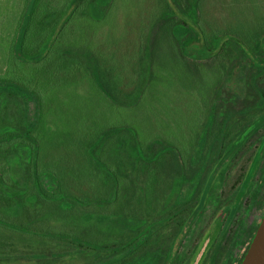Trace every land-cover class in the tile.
<instances>
[{
  "label": "rangeland",
  "instance_id": "1",
  "mask_svg": "<svg viewBox=\"0 0 264 264\" xmlns=\"http://www.w3.org/2000/svg\"><path fill=\"white\" fill-rule=\"evenodd\" d=\"M70 1L40 0L21 44L28 0H0V140L10 134L27 140L32 134L43 146L40 169L59 173L67 198L81 201L64 212L27 196L17 212V202L9 203L0 189V218L23 229L0 227V264H98L97 252L69 236L117 247L129 244L138 230L145 240L127 262L149 251L161 264L169 251L178 253L174 264H181L198 244V250L205 247L200 264H208L213 240L220 243L240 213L214 263L222 264L264 177L257 170L264 162V117L245 151L233 156L236 143L218 163L225 149L211 146L223 114L255 103L248 85L254 69L231 74L238 55L233 47L215 51L207 44L200 54L191 49L183 54L191 61L179 59L165 0H86L68 21L60 13H69ZM257 23L264 24V0L203 2L207 41L212 29H253ZM52 30L61 32L47 51ZM9 91L12 96H6ZM24 108L34 121L28 133L22 129ZM259 114L235 119L226 142ZM0 144V175L15 188L24 177L17 165L4 164L10 143ZM139 150L144 157L156 152L163 157L150 165L139 159ZM204 155L207 161H201ZM261 215L256 209L248 221ZM113 217L127 224L109 225L105 220ZM134 218L137 225H129Z\"/></svg>",
  "mask_w": 264,
  "mask_h": 264
},
{
  "label": "trees",
  "instance_id": "2",
  "mask_svg": "<svg viewBox=\"0 0 264 264\" xmlns=\"http://www.w3.org/2000/svg\"><path fill=\"white\" fill-rule=\"evenodd\" d=\"M85 1L86 0H71L69 2L70 6L68 8L69 13H64L62 10L60 13L61 18L67 16V20L69 21L74 15V8L78 10L80 3H84ZM88 1L89 0H87V2ZM204 1L205 0H165L167 5V9H165V16L169 17L167 29L170 30V34L179 49V53L177 54L179 59L182 57L183 60L188 62L190 59L183 55L188 49L197 51V53L200 54L203 50V46H207V44L208 49L215 51H227L228 48L233 47L234 50L237 51L238 55L236 57V61L230 64V70H232L231 74L235 75L237 71L238 75L242 73L245 74L248 68L254 69V72L249 79L250 83L248 85L250 89L255 92V103L241 109L240 111L227 112L223 114V118L221 119L220 135L216 138V141L211 146V150L214 148L217 149L218 145L220 147L223 145L225 149L220 153L219 158H217L215 161L219 163L224 158L225 154L233 149L236 143H239L238 149L246 148L252 136L262 129V123L259 125H255V123L258 122L261 117H264V81L262 80V77L264 76V24L257 23L253 29H250L249 25H240L236 27L230 26L225 30H219L217 28L212 29L210 40L207 41L205 38V30L201 26V12ZM39 2L40 0H28L27 2L26 11L24 13L25 20L22 25L23 28H21L19 37V42H21V44H23L24 35L27 32L30 21L38 11ZM57 27L59 28V25ZM60 32H58V30H52V36L50 39L51 41L49 40L48 42V40H45V50L49 51V44L52 46L56 42ZM222 43L224 44L223 47L221 45ZM247 52L251 54V58H247ZM42 53L43 51L38 52L36 55L39 57ZM210 56H212L211 52ZM36 64H39V62H36ZM9 93L10 94L6 96H12L10 91ZM6 96L5 98L8 99ZM26 108L23 109L24 119H22V129L28 133L32 128L34 121L28 117ZM257 112L262 114H259L258 118L256 117L252 121L253 124L251 123V125L249 124L248 126L244 127L242 131L240 130L238 133L236 132L234 137L230 141L226 142L228 140L230 130L236 128L238 124V117L248 115L251 116ZM235 119L237 121H234ZM252 128L255 129L252 131ZM27 137L28 139L26 140L18 134H10L8 137L4 138V140H0V143L7 142V144L10 143V146H12L9 151L5 152L7 154L4 158V164L8 163V166L17 165L16 170H19L24 177V180L20 182L19 185H15V188H13V186L9 185L6 179L0 175V189H2V197L6 198L9 203L17 202V204L13 206V210L16 209L17 212L20 210L19 208L23 207V202L27 196H30L33 200L38 201L39 204L52 207L55 210L64 212L76 210L77 207L81 205V201L78 199L71 201L67 198L66 195L68 191L59 173L55 171H43L40 169L39 155L40 149L43 146L40 145V141L37 138H34L32 134L29 135L28 133ZM262 137H264V135L260 137L261 140ZM34 143L35 146L37 145L40 148L34 149L37 147L34 146ZM256 149H260V146L257 145ZM139 154V159L148 162L150 165L158 163L163 157V153L160 152L147 154L144 157L142 152L139 150ZM235 154H238V151H234L233 156ZM203 160L207 161L205 155L201 161ZM2 167L0 166V174ZM262 178L263 181L260 182L256 193L253 194V201L256 204L258 203L257 198L259 196V191L261 188H264V177L262 176ZM82 206L86 210L88 209L90 211L89 206L91 205L86 207L87 205L83 204ZM195 206L196 205H194V207ZM9 207L11 208L12 204L9 205ZM263 215L264 202L261 219ZM136 220L138 219L134 218V220H130L128 224L135 226L137 225ZM105 221L109 223V225H112L113 223L119 226L127 224V221L123 217L120 220L113 217ZM258 226L259 223L251 235L250 243L254 238ZM0 227L14 231L23 230L20 229L17 224L15 225L9 222V220L3 218H0ZM142 233L144 232L139 230L134 231L133 236H135L132 240H130L129 244L125 245L124 243L117 247L100 246L94 242H91L90 240L79 237L72 239V237L69 236V238L79 246L97 252V254L100 256L98 264H156L157 255H155L154 252L149 251H145V253L142 252V254L133 258L130 262L125 261L129 256H133V254L141 248L145 240H142L141 238ZM144 235H146V233H144ZM58 237L65 238L63 235ZM249 245L247 249L249 248ZM245 254L246 252L243 254L238 264H241ZM161 258H163L161 264H174L178 261L179 255L178 253L172 255L171 252L169 253L168 251L163 256H161Z\"/></svg>",
  "mask_w": 264,
  "mask_h": 264
},
{
  "label": "flooded vegetation",
  "instance_id": "3",
  "mask_svg": "<svg viewBox=\"0 0 264 264\" xmlns=\"http://www.w3.org/2000/svg\"><path fill=\"white\" fill-rule=\"evenodd\" d=\"M245 150L246 149H236L235 151H238V153H239L240 151H245ZM257 151L258 152L260 151V154H261L262 149H257ZM261 161H262V159H261ZM251 170H252V168L249 170V172ZM257 170L258 171L260 170L261 174H262V172H264V162H262V163L260 162L259 167H258ZM259 178H260V182H262L263 181L262 180L263 179L262 176L259 177ZM260 182L258 183V185L260 184ZM242 184H243V180L239 183L238 188L240 186H242ZM241 192H245V191L242 190ZM237 193H238V191H237ZM237 193H235V194H237ZM254 193H256V191ZM263 195H264V188H261L260 191H259V196L257 198V202H258L257 204L259 205L258 208H255V205H257V204L253 201L254 195L253 194L251 195L252 196L251 203L245 209L246 211L243 214L241 220L239 221V223L237 225V228H236V230H235V232H234V234L232 236L231 242L228 244V249L226 251V254L224 256V260L222 261V264H238L240 259H241V257L243 256V254L245 252L247 253V251L249 249V248L247 249V247H248V245L250 243L251 235H252L255 227L257 226V224L259 223V225H260V222L262 220L261 218H259L260 221L259 220H254L253 222L250 223V221H248V219H249L251 213L253 211H255L256 209H258L260 214H262V212H263V202H264V196ZM236 197H237V195H236ZM239 202L241 203V201H239ZM195 207L192 208L189 211V213L185 217L186 219H188V217L192 216V214L195 213L194 212L195 211ZM241 207L243 209L242 203H241ZM241 210H240V212H241ZM204 212H205V209L200 211L199 212V214H201L200 216H203ZM239 214H237V217L239 216ZM245 215H247V216L245 217ZM237 217L231 223V226L229 227L228 231L224 234V237L221 239V242L216 244L217 240L214 239L213 242H212L211 248L210 247L208 248V249H210V251L208 253L209 256L206 259L208 264H214L216 262V259H217L219 251L222 249L223 245L226 243V240L229 237V235H231L232 227H233V224L235 223V221H237ZM224 221H225V219H223V217H222L220 225ZM219 228H220V226H219ZM251 243H252V241H251ZM251 243H250V245H251ZM250 245H249V247H250ZM208 249H206L204 255H206V252H207ZM204 250H205V247H202L200 250H198V244H197L195 246V248L191 251L190 256L186 260H184V262L181 263V264H187V263L192 264V262L194 260L195 261H194L193 264H200L201 261H203V259L205 258V256H204V258L202 257V254L204 253ZM245 255H244V257H245ZM244 257H243V259H244Z\"/></svg>",
  "mask_w": 264,
  "mask_h": 264
},
{
  "label": "water",
  "instance_id": "4",
  "mask_svg": "<svg viewBox=\"0 0 264 264\" xmlns=\"http://www.w3.org/2000/svg\"><path fill=\"white\" fill-rule=\"evenodd\" d=\"M241 264H264V216Z\"/></svg>",
  "mask_w": 264,
  "mask_h": 264
},
{
  "label": "crops",
  "instance_id": "5",
  "mask_svg": "<svg viewBox=\"0 0 264 264\" xmlns=\"http://www.w3.org/2000/svg\"><path fill=\"white\" fill-rule=\"evenodd\" d=\"M157 153V152H156ZM154 165V164H153Z\"/></svg>",
  "mask_w": 264,
  "mask_h": 264
}]
</instances>
